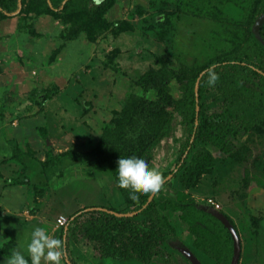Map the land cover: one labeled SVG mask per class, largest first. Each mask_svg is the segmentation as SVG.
Masks as SVG:
<instances>
[{
    "label": "rangeland",
    "instance_id": "rangeland-1",
    "mask_svg": "<svg viewBox=\"0 0 264 264\" xmlns=\"http://www.w3.org/2000/svg\"><path fill=\"white\" fill-rule=\"evenodd\" d=\"M254 1L117 0L103 19L96 10L89 13L92 6L80 3L66 14L45 0H27L13 12L0 8V249L9 242L15 249L26 248L34 226L44 223L49 229L54 221L56 232L46 231L64 243L58 219H70L81 209L125 210L124 190H130L119 185L118 160L100 163L98 152L107 128L119 133L114 115L124 112L128 101H136L140 113L147 103L173 116L189 78L242 52L247 30L241 24L262 8ZM51 93L54 99L45 102ZM217 94L216 85L210 84L203 95L212 116L207 126L225 108V98L217 99ZM174 119L173 130L155 147L149 163L163 177L174 172L164 177L155 196L160 201L182 197L224 214L240 238L238 264H264V124L246 130L242 120L234 119L236 131L229 136L233 154L217 152L204 134L185 162L189 129L182 117ZM163 122L154 115L131 124L122 151L132 147L129 156L147 155L151 141L162 134ZM206 150L214 159L195 169L194 154ZM56 160L61 163L54 168L44 167ZM37 175L41 184L36 189ZM12 205L23 212L10 214ZM138 213L120 214L135 220ZM32 215L36 220L28 219ZM87 216L79 227L87 228ZM177 225L179 240L166 252L179 257L176 264H188L180 248L195 249L194 238L187 225ZM115 227L108 239H97L92 230L90 236L87 230L73 231L67 236L69 262L63 247L61 264L63 259L64 264H139L118 257L119 238L127 237L131 228L124 230L122 223ZM158 258L156 264H165Z\"/></svg>",
    "mask_w": 264,
    "mask_h": 264
},
{
    "label": "trees",
    "instance_id": "trees-1",
    "mask_svg": "<svg viewBox=\"0 0 264 264\" xmlns=\"http://www.w3.org/2000/svg\"><path fill=\"white\" fill-rule=\"evenodd\" d=\"M21 1L26 3L27 0H0L1 12L17 11L20 7ZM98 3L97 0H45L52 6L53 10H61L62 13H69L72 6L80 3L86 4L89 8V13L98 11L100 17L104 16L111 10L117 0H102ZM115 1V2H114ZM210 1V0H206ZM66 2V3H65ZM257 8L260 6L261 11L255 15V18H247V24H241L246 27L244 31L246 39L243 41V50L238 57L227 58L222 61L212 62L206 66L199 74L189 78L183 87V96L175 104L173 116H166L162 114L160 108L155 111L152 104H147L145 110L140 113L139 106L136 101H128L125 105L124 112H116L112 120L114 125H120L119 133L115 135L114 128H107L105 137H103L99 145V160L100 163H110L117 161L121 156L128 157L135 148L128 147L122 151V145H126L124 138L128 136V129L132 130L131 124L140 123L142 119H150L156 115L163 118L162 134L156 136L150 146L146 149L144 158L150 163L153 158V151L160 141L170 134L174 126V117L176 115L182 117L183 124L189 129V139L186 142L182 154V159L185 162L193 154L198 140L205 134L204 139L209 142L212 148L217 152L233 154L232 142L229 136L235 133L236 127L231 125V121L239 119L243 121V128L250 130L253 127L264 124V42L260 40L255 33L252 32V25L258 15L264 13V0L254 1ZM211 4V3H209ZM139 8V6H137ZM143 10V9H142ZM255 9L254 11H256ZM82 14L80 16H84ZM260 34L264 37V26L260 30ZM244 37H241L244 38ZM214 72L218 79L215 82L218 90L217 99L219 97L225 98V108L223 112L217 114L218 121H215L212 126L208 125V119L212 118L207 112V105L203 103V95L209 86V73ZM234 76V77H233ZM199 81V93L197 94V83ZM235 96L236 99H231ZM55 94H48L45 102L54 99ZM46 105V104H45ZM127 110V111H126ZM205 121V125L204 122ZM228 122L225 123L221 122ZM221 123V124H217ZM235 128V129H233ZM133 131V130H132ZM206 131V132H205ZM233 133V134H232ZM115 137V138H114ZM206 151H199L194 154V168H200L205 161H212L213 155ZM189 153V154H188ZM188 156L186 157V155ZM68 156V155H67ZM79 158V157H78ZM74 160V158H72ZM62 161V160H60ZM59 160L55 162H46L44 167L48 170L54 168L55 165L60 164ZM117 164V162H116ZM118 165V164H117ZM105 171H107L106 167ZM179 171L183 166H179ZM45 169H42L44 171ZM108 172V171H107ZM109 173V172H108ZM174 172L168 174L172 175ZM110 175V173H109ZM164 175V177H166ZM167 176V177H168ZM36 177V176H35ZM34 178V188L40 187V182ZM32 181V182H33ZM126 209L120 211L115 208H106L104 210H90L81 209L71 216L67 228L63 227L62 235L72 236L73 231L80 228V232L87 230L86 234L90 236V230L97 239L101 237L108 239L117 224L122 223L124 230L127 225L130 226L131 231L128 236L119 238L120 248L118 255L121 259L135 260L139 264H156L158 260L164 258L165 264H176L179 262V257L174 253L166 252L167 246L174 244L179 240L180 233L178 225L180 222L184 223L190 231L191 238H194V248L189 250L201 260L202 264H207L201 258H206L208 261H215L216 264H232L235 254V240L230 229L216 216L215 211L206 209L195 201H189L182 197L169 198L165 201H160L158 196H154L149 203L153 193H137L138 199H132L130 192H125ZM149 203V204H148ZM148 204L147 207H145ZM139 212L136 216L138 219L131 217L118 216L116 213ZM133 214V213H130ZM87 216V228L79 227L81 219ZM143 217V218H142ZM180 221V222H179ZM1 225V224H0ZM235 227V225H234ZM2 228V227H1ZM66 228V230H65ZM144 230V231H143ZM94 237V238H95ZM68 237L63 243L64 249L68 251ZM65 244V246H64ZM164 247L161 249L160 246ZM11 242L6 243L4 253L9 257L12 256L17 246ZM166 248V250H165ZM182 251L184 249L180 248ZM111 251V250H110ZM109 250L108 252L111 253ZM169 256L167 258L166 256ZM182 253H185L184 251ZM181 253V254H182ZM183 255V254H182ZM117 257V256H116ZM157 257V258H156ZM184 260L188 264H193L187 255H183ZM201 257V258H200ZM131 258V259H130Z\"/></svg>",
    "mask_w": 264,
    "mask_h": 264
},
{
    "label": "clouds",
    "instance_id": "clouds-1",
    "mask_svg": "<svg viewBox=\"0 0 264 264\" xmlns=\"http://www.w3.org/2000/svg\"><path fill=\"white\" fill-rule=\"evenodd\" d=\"M218 76L209 73V84H215ZM120 187L129 189L131 198L138 199L137 193H155L161 190L164 177L159 169L150 166L142 156L120 157L117 161ZM60 228V227H59ZM23 247V245H22ZM63 242L48 234L45 228L34 226L26 241V251L30 261L20 250H15L8 264H61Z\"/></svg>",
    "mask_w": 264,
    "mask_h": 264
},
{
    "label": "water",
    "instance_id": "water-1",
    "mask_svg": "<svg viewBox=\"0 0 264 264\" xmlns=\"http://www.w3.org/2000/svg\"><path fill=\"white\" fill-rule=\"evenodd\" d=\"M21 5H22V1H21L20 6ZM263 25H264V14L261 15L258 18V20L256 21V24L254 26V33L257 35V37L260 40H262L261 37H260V30L263 27ZM196 90H197V94H198L199 93V81L197 83ZM155 194H156V192L153 193V195L151 196V199H150L149 203L153 200ZM148 204L145 207H147ZM94 209L107 211L106 208H94ZM116 214L118 216H122V214H120V213H116ZM216 216L230 229V231H231V233H232V235L234 237V240H235V254H234V258H233L232 264H238L239 260H240V256H241V244H240V238H239L238 232H237L236 228L234 227V225L230 222V220H228V218L224 214L218 212V213H216ZM183 251L191 259L193 264H202V262L194 255V253L192 251H190L188 249H184Z\"/></svg>",
    "mask_w": 264,
    "mask_h": 264
},
{
    "label": "crops",
    "instance_id": "crops-1",
    "mask_svg": "<svg viewBox=\"0 0 264 264\" xmlns=\"http://www.w3.org/2000/svg\"><path fill=\"white\" fill-rule=\"evenodd\" d=\"M10 210H11V212L7 209V211L8 212H10V214H12V215H18V214H20L21 212H23V207H20V208H18V207H16L15 205H12V207H8ZM12 208H14V209H12ZM16 208H18V209H16ZM94 208H101V207H94ZM91 210H99V209H91ZM86 211H90V208H87L86 209ZM7 213V212H6ZM131 215V214H130ZM36 217H37V215H32L31 217H29L28 219L30 220V221H33V220H36ZM21 218V217H20ZM14 219H15V216H14ZM17 219V218H16ZM39 220V219H38ZM20 221V223H22V224H25V225H27V222H23V221H21V220H19ZM45 222V221H44ZM50 223H52V222H50ZM55 223V221L53 222V224ZM51 225L50 227H49V229H47V228H45V224L43 223L42 225H43V227L45 228V230H47V231H50L51 229L52 230H54L55 232H56V228H55V226L54 225ZM2 226V225H1ZM67 228V227H66ZM66 228H65V230H66ZM61 229V228H60ZM51 230V231H52ZM55 234V233H54ZM66 235L67 234H64V236L63 237H65L64 239L66 240ZM63 239V241H65ZM25 243V242H24ZM5 246H6V244H4V245H2L1 246V249H0V255H2L3 256V258L1 257V259H4V262H3V264H8V261L6 260V258L8 257V258H10L7 254H5L4 253V249H5ZM18 250H20L21 252H23L24 254L25 253H27V251H26V248H25V246H23V247H21V248H19ZM63 251V250H62ZM65 251V253H63V256L65 257V259L67 258V260H68V262H69V255H70V253H67V251L66 250H64ZM69 254V255H68ZM27 258H29L30 259V256H28V255H25ZM63 262L65 263V261H64V259H63ZM64 263H62V264H64ZM42 264H44V262H42Z\"/></svg>",
    "mask_w": 264,
    "mask_h": 264
},
{
    "label": "built area",
    "instance_id": "built-area-1",
    "mask_svg": "<svg viewBox=\"0 0 264 264\" xmlns=\"http://www.w3.org/2000/svg\"><path fill=\"white\" fill-rule=\"evenodd\" d=\"M210 202L213 204V205H217L215 204V202L213 200H210ZM68 222H69V219L66 217V216H61L59 219H58V226L60 228H63V227H67L68 225Z\"/></svg>",
    "mask_w": 264,
    "mask_h": 264
}]
</instances>
